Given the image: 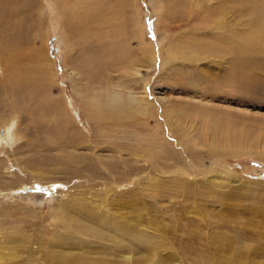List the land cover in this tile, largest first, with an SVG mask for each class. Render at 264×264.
I'll list each match as a JSON object with an SVG mask.
<instances>
[{
	"label": "rangeland",
	"instance_id": "obj_1",
	"mask_svg": "<svg viewBox=\"0 0 264 264\" xmlns=\"http://www.w3.org/2000/svg\"><path fill=\"white\" fill-rule=\"evenodd\" d=\"M196 1L0 0V133L14 120L18 137L0 148V191L17 188L0 194V264H53L59 239L70 264L121 259L88 257L130 245L108 223L62 227L87 213L184 240L180 264L264 260V52L226 43L256 17L235 3L219 25L218 1ZM9 51L25 53L10 74ZM240 237L249 258L232 256Z\"/></svg>",
	"mask_w": 264,
	"mask_h": 264
},
{
	"label": "bare ground",
	"instance_id": "obj_2",
	"mask_svg": "<svg viewBox=\"0 0 264 264\" xmlns=\"http://www.w3.org/2000/svg\"><path fill=\"white\" fill-rule=\"evenodd\" d=\"M201 1L203 2L205 0H198V1H196L195 5L199 4ZM217 1H218V3L210 5V7H208V9L211 10V12L214 15V18H213L214 21H216V23L219 25H220V23L223 22L222 17H224V15H225L226 11L229 9L230 5L233 4V6H235L234 5L235 3H237V5L239 4L240 7L243 6L245 11H247V13L254 14L256 17V19L248 21L249 22L248 24H246L247 23L246 22L245 23L246 25L243 26L242 29H239V30L235 29V33H234L235 36L233 34L231 36L228 35L227 40H226L227 45H229V44L234 45L235 44L236 47H243V49H246V51L248 50L249 52H251L252 49H255L256 51L264 52V6L259 7L258 5L255 4V2L253 0H217ZM243 7H241V8H243ZM231 9L233 10V7ZM225 46H226V44H225ZM16 53L11 51L10 54L6 55L5 57L1 56L4 71L9 69L8 67L13 65V63H15V61H17V58L20 59L25 54V53L22 54L21 51H20L19 55ZM23 58H24V56H23ZM18 62L19 61H17V63ZM20 63L21 62H19V64ZM6 72H8V71H6ZM8 73L10 74V72H8ZM9 74L6 75V80L10 79L11 76H17V77L22 76V73L19 71H17V73L15 75H13V74L9 75ZM241 76H242L243 81H247L248 72L242 73ZM228 81H232V82L235 81L236 83H239L240 79H237L234 76H230V79ZM120 98L121 97L117 96V95L115 97H110L108 99L109 103L105 104V105L110 104L114 107L115 105L118 104ZM91 101L89 100L88 106H87L88 111H85V113L88 112L90 117H94V118H95V116L96 117L104 116L105 114H103V111H100L98 109L100 104L98 102H95L94 98H92ZM102 102H103V100H102ZM86 104L87 103L85 102L84 103L85 108H86ZM107 107H109V106H107ZM149 107L150 106L143 107L142 109H145V110H147V112H149L148 111ZM150 110H151V107H150ZM14 124H15L14 120L7 121V122L2 124L3 125V128H2L3 133H0V145L1 146H2V144L7 145V143L10 144L13 141L15 142L16 139L18 138L15 131L13 130V127H15ZM205 126L206 125H204L203 127H205ZM155 127L156 126L151 127L149 129L155 130L156 129ZM156 137H157L156 135H154V138L152 137L153 140H155L154 143L156 144V145L152 144V146H154V147L160 146L162 149L164 148L163 149L164 151L162 150L163 151L162 154L166 155L167 151L165 149V144L167 143V141L162 137H158L161 139V141H160L159 139H156ZM212 137H213V135H212ZM210 142H212V141H210ZM210 142H209V144H210ZM210 146H211V144H210ZM10 147H11V145H10ZM0 148L5 149L4 146H2ZM3 149H2V152H3ZM151 152H153V154H157V153H155L154 150H151ZM158 152H160V151H158ZM170 154L171 153L168 154V157ZM23 185L24 184H21L20 187ZM15 189H17V188H15ZM15 189L14 188L6 189V194L3 193V191L2 192L0 191V194H3L4 196L7 194H12L13 190H15ZM59 210H60V208H57L54 211L57 212ZM104 223L109 224V231L113 232L115 237H119V241L127 240L130 243V245H126L125 247H113L111 249L106 250L105 246L95 245L91 241V243H88V247H89V249H90V247L96 249L95 250L96 253L94 254V253L89 252V251H92L90 249L88 251V257L89 258H92V255H97L98 253H101V254L106 255V256H113V257H118L119 254H123L122 256H120L121 259L118 257L119 260H116V261H109V260L107 261V259L102 258V257H93L96 260L100 261L101 264H180L181 262L186 261L185 260L186 259L185 254H188V256H190L191 251L194 250V249H192V247H188L185 244L184 240L182 242L183 250H181L182 247L179 246V243H178V246L175 247L173 241H170L169 238L166 237V235L161 234L157 229H154V231L151 230L152 232L148 231V229L145 227L143 222L139 219H137V220L134 219L132 221L131 220L121 221L119 219H116V220L112 219L111 221H109L107 219H104L101 215H93V214L87 213L86 215L78 218V221H76L75 219L71 220V221L68 219H63L62 227L66 231L74 229L75 232H81L83 234V232L86 231L87 229L88 230H91L92 228L96 229L98 226H103ZM242 238H244V237L237 238L234 241V244L236 246L232 250H233V252H236V255H232V256H234V257L244 256L246 258H249L250 256H252L249 252H250V249H252L253 244L250 245L249 243H247ZM58 242H59V244L58 245L56 244V246L58 248H60L61 250L56 255H55V251H54V253H52L49 256V258L51 259L53 264H67V263L70 264L72 262V260L70 261V257L67 254L69 250H66V248H69V246H70V245H68L69 243L62 242V239L61 240L59 239ZM131 248H136V249L133 250ZM72 250H75V249H72ZM168 250H170V251H168ZM163 251H168V252L163 254ZM125 252L132 253V255L137 254V253H141L142 256L133 259V256L126 255ZM75 256L76 257H74V258L76 260H85V258H87V257L81 256L80 253H76ZM201 256H202L201 252L198 251V257L201 258L199 264H216L218 261V258L216 260L207 259L209 261H208V263H206L204 261V259H202ZM189 263L193 264L194 258L190 257ZM227 264H234V262L228 261ZM242 264H244V263H242ZM253 264H264V260L255 261Z\"/></svg>",
	"mask_w": 264,
	"mask_h": 264
}]
</instances>
